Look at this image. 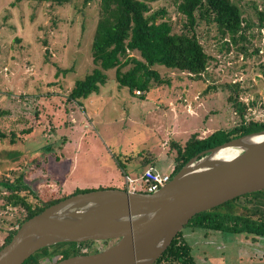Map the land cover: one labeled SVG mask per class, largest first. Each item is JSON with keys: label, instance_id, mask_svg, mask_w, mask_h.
I'll return each mask as SVG.
<instances>
[{"label": "rangeland", "instance_id": "rangeland-1", "mask_svg": "<svg viewBox=\"0 0 264 264\" xmlns=\"http://www.w3.org/2000/svg\"><path fill=\"white\" fill-rule=\"evenodd\" d=\"M76 1L77 7H51L38 0H0V130L6 135L0 141V181L24 180L27 189L20 194L27 202L75 189L128 190L117 166L122 157L141 154L124 164L131 178L141 175L133 170L142 171L143 156L155 157L153 167L159 173H170V142L183 145L193 134L204 138L239 123L227 101L229 83L239 84V100L249 106L246 117L264 122V27L257 14L264 10V0H233L250 27L246 40L230 44L228 51V39L214 26L196 27L198 40L213 57L202 79L155 66L169 85H153L149 92L133 95L118 87L110 70L106 84L81 104L68 102L66 95L91 70L99 1L86 7ZM160 8L180 33L181 15L169 1L151 5L152 11ZM57 67L70 71L57 73ZM3 192L0 186V206ZM23 214L9 205L0 208V246ZM182 234L198 264H264V258L254 255L264 239L253 242L242 235L188 227ZM101 249L93 246V251Z\"/></svg>", "mask_w": 264, "mask_h": 264}, {"label": "trees", "instance_id": "trees-1", "mask_svg": "<svg viewBox=\"0 0 264 264\" xmlns=\"http://www.w3.org/2000/svg\"><path fill=\"white\" fill-rule=\"evenodd\" d=\"M38 1L47 3L51 7H77L76 0ZM92 1L82 0L81 6L86 7ZM98 1L97 19L89 52L92 67L82 78L74 81L73 87L66 95V100L70 103L81 104V101L91 94H97L108 81L107 72L110 70H114V80L118 87L127 89L133 95L136 91L145 94L153 85H169V80L162 79L154 69L155 66L185 73L200 80L207 72L213 57L205 51L198 40L196 27L202 24L208 27L214 26L222 39H228L224 43L227 51L230 44L246 40L245 33L250 27L243 18L240 7L233 0H166L184 20L180 33L173 31L165 9L151 10V5L161 0ZM257 14L259 25L264 27V10H257ZM52 25H55V20L52 21ZM244 49L242 47V52ZM126 67L128 68L124 70ZM69 71L57 67V73L65 75ZM238 85L229 83L226 88L229 90L227 101L238 115L239 123L228 129L217 130L204 138L193 134L183 145L170 142V149L174 151L171 178L198 154L241 136L264 130V122L246 117L249 106L239 100ZM29 132H31L30 128L24 131V133ZM10 136L11 142H14L15 135L11 133ZM5 138L6 135L0 130V141ZM139 156L141 154L121 158L117 166L123 176H128L124 164L135 161L136 158H140ZM154 158L142 157V171L137 167L133 170L136 175L141 174L137 179L141 178L146 167L153 166ZM23 181L17 179L16 183H10L7 177H3L0 181V186L5 190L1 195L3 204L0 208L4 209L9 205L24 212L13 222V228L0 249L10 242L25 221L67 197L97 189L127 190L125 187L75 189L72 193L62 196L37 195L36 202L32 203L27 202L26 197L20 194L27 189ZM137 192L146 193L144 190ZM185 227L192 230L242 235L253 242H257L260 238L264 239V190L245 194L199 213ZM108 243L107 241L61 243L37 251L23 264H42L43 260L47 264H57L74 256L97 253L98 250L93 251L94 245L105 248ZM154 264L198 263L191 256V247L181 231Z\"/></svg>", "mask_w": 264, "mask_h": 264}, {"label": "water", "instance_id": "water-1", "mask_svg": "<svg viewBox=\"0 0 264 264\" xmlns=\"http://www.w3.org/2000/svg\"><path fill=\"white\" fill-rule=\"evenodd\" d=\"M264 190V130L191 158L152 193L97 189L67 197L25 221L0 249V264H23L61 243L109 242L57 264H154L197 214Z\"/></svg>", "mask_w": 264, "mask_h": 264}, {"label": "built area", "instance_id": "built-area-1", "mask_svg": "<svg viewBox=\"0 0 264 264\" xmlns=\"http://www.w3.org/2000/svg\"><path fill=\"white\" fill-rule=\"evenodd\" d=\"M135 94H140L136 91ZM170 173H159L153 168H147L140 179L131 178L129 176L125 177V184L129 191L137 192L139 190H144L146 193H152L157 191L159 188L167 184L171 180Z\"/></svg>", "mask_w": 264, "mask_h": 264}, {"label": "crops", "instance_id": "crops-1", "mask_svg": "<svg viewBox=\"0 0 264 264\" xmlns=\"http://www.w3.org/2000/svg\"><path fill=\"white\" fill-rule=\"evenodd\" d=\"M149 167H151V168H153L154 169V167L153 166H148V167H146L145 169H147V168H149ZM173 168H174V165H173V167L171 168V170H173ZM164 174H166V173H164ZM254 248H257V249H255V256H259V258H264V246L262 247V246H258V247H254ZM253 255V256H254Z\"/></svg>", "mask_w": 264, "mask_h": 264}, {"label": "flooded vegetation", "instance_id": "flooded-vegetation-1", "mask_svg": "<svg viewBox=\"0 0 264 264\" xmlns=\"http://www.w3.org/2000/svg\"><path fill=\"white\" fill-rule=\"evenodd\" d=\"M8 234H9V232H8L7 235L4 237V239L8 236ZM4 239H3L2 243L4 242Z\"/></svg>", "mask_w": 264, "mask_h": 264}]
</instances>
